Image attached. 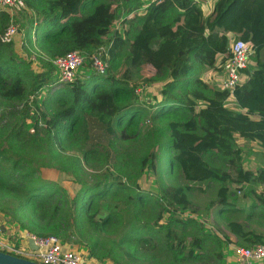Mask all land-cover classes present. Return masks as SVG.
<instances>
[{
    "label": "trees",
    "instance_id": "1",
    "mask_svg": "<svg viewBox=\"0 0 264 264\" xmlns=\"http://www.w3.org/2000/svg\"><path fill=\"white\" fill-rule=\"evenodd\" d=\"M25 2L32 25L23 39L46 60L35 70L2 41L11 16L0 10V198L9 222L64 242L75 237L87 254L114 264L223 263L224 247L234 241L221 229L223 236L205 230L191 193L221 182L225 195L217 206L235 211L224 177L264 185V0H216L209 14L203 0H155L141 13L144 0ZM119 19L122 27L106 47L107 73L57 83L52 60L75 50L90 59ZM230 34L252 43L256 62L233 93L204 75L231 58ZM155 40L177 44L170 62L159 57ZM142 66L155 71L144 85L164 81L144 98L131 69ZM230 97L240 111H224ZM146 118L161 128L144 132ZM157 130L166 139L168 175L177 170L184 177L159 194L141 186L146 170L164 171L158 140L142 148ZM239 140L260 147L261 168H243ZM49 154L51 164L38 160ZM86 167L99 168L90 184L81 175ZM251 196L252 206L264 209V192ZM244 226L231 223L239 236ZM256 243H264V234L247 241Z\"/></svg>",
    "mask_w": 264,
    "mask_h": 264
},
{
    "label": "rangeland",
    "instance_id": "2",
    "mask_svg": "<svg viewBox=\"0 0 264 264\" xmlns=\"http://www.w3.org/2000/svg\"><path fill=\"white\" fill-rule=\"evenodd\" d=\"M216 0H203L201 2V5L205 11L206 14H209L212 10ZM118 4L114 5V7L118 8ZM0 10H4L2 6H0ZM30 10L27 9L25 11L19 12L15 15V23L17 25V28L19 30L18 34L15 36L13 41L11 42L13 49L15 52H17L18 55L25 58L27 61L31 60V67L35 70H41L44 65V61L46 60V57L41 56L39 53L37 54L35 51L29 50L28 46L26 45V42L24 41V33H26L31 25H32V19ZM125 17V15L123 16ZM122 27L121 19L117 20L112 28L111 32L107 37L103 38V41L105 43L104 47L106 48L111 42L110 38L112 37L113 33L118 29ZM108 43V44H107ZM154 44L159 45V52L158 55L161 59H163L166 62H170L173 57L175 50L177 48L176 43H165L160 40L153 41ZM125 61V58H123ZM53 64V63H52ZM55 67V66H54ZM121 66L117 68L116 71L120 70ZM83 69L86 72H89L90 67L84 66ZM133 71V80L137 83H139L138 89L139 91L143 90L142 98L150 95L151 92H153L155 89L162 87L163 80H157V81H151L148 82L146 85H144L147 81L145 79L151 78L155 75V71L150 68L149 66H142L139 68H132ZM56 70V67H55ZM223 73V70H218L214 72L211 69L205 71L204 75H206V78L209 76L218 77L220 74ZM46 96V92L42 91L40 92L38 96L39 103L40 101ZM224 111H240V107L238 106L237 102L233 98H229L226 102V105L224 107ZM161 123L151 120L150 118H146L145 122L143 124V131L148 132L149 130H153L155 128L160 129ZM230 126V125H228ZM29 128L31 131L34 130L33 123L29 122ZM154 134V136L150 139H144V142H146L145 145L142 146L145 151H148L151 147L154 146L152 143V140H158V145H156V149H158L159 157L161 160V170H164L160 172V174H156L151 170H146L141 178V186L145 190L156 192V194H159L160 188L162 185L167 184H182L184 183V177L183 173L181 171H174L173 174L168 175L167 169L169 164V158L167 157V153L165 152L164 146L161 144V142L165 141V136L163 134V131L157 130ZM241 144H243L245 147L244 149V163L243 168L246 170H257L258 168H261L263 166V161L261 158V149L260 147L255 144H247V141L239 140ZM161 144V146H160ZM69 155H75L76 151L73 150H66ZM65 152V151H64ZM47 153V152H46ZM45 153V154H46ZM41 162H45L47 164H51L53 159L49 156H45L41 159H38ZM39 161L34 162L35 166H39ZM99 168L93 167L89 168L86 167V171L82 172V178H85L86 183L90 184L94 182L95 177H93L94 172H96ZM223 182L227 183L230 186L231 195L229 200V203L232 207L236 208L237 210L232 211L230 209H226L224 211L220 212L219 206H217L218 199L221 198V196L225 195V191L222 190V183H214L210 187H206V190L204 192L199 191H193L191 193V199L194 202L195 205H197L201 212L199 214H196L195 217L200 220L206 231L212 232V233H218L219 235L223 236L222 233L219 232V229H221L228 237L233 239L234 244H240L241 246H252L250 244H247V241L249 238H254L256 234L262 233L264 234V214H263V206L258 203L254 207L252 206V203L255 201L257 202L251 195H253V190L257 191H263L264 192V185H257L254 186L249 183H236L233 182L229 177H224ZM4 202L2 198H0V223L5 221V218L7 217V213L4 209ZM105 208V206L103 207ZM185 215H190L189 212H187ZM232 222H241L244 226V234L243 236H239L231 227ZM14 227L18 229L19 224L16 222L10 221ZM13 227V228H14ZM22 229V228H21ZM19 229V230H21ZM24 230V229H23ZM5 239V236L2 237ZM7 239V238H6ZM62 239V238H61ZM73 240L71 241H63L66 243L70 248H73L75 250H79L81 252H87L86 243L85 242H77L75 237H72ZM8 240V239H7ZM75 240V241H74ZM229 246L227 245L224 247L225 252V258L223 260V263L221 264H234L231 262V259L233 257H229L232 255L230 252ZM104 264H114L112 260L110 259H103L102 261Z\"/></svg>",
    "mask_w": 264,
    "mask_h": 264
},
{
    "label": "built area",
    "instance_id": "3",
    "mask_svg": "<svg viewBox=\"0 0 264 264\" xmlns=\"http://www.w3.org/2000/svg\"><path fill=\"white\" fill-rule=\"evenodd\" d=\"M151 1L155 0H144L143 6L136 13L145 11ZM0 6L11 16V23L1 35L3 42L10 43L19 32L15 15L27 10L28 6L25 0H0ZM229 38V50L232 56L225 64L219 65L218 70H223V73L216 78L209 76L206 80L222 90L233 93L248 78L247 70L255 67L256 62L255 49L250 41L238 38L234 34H230ZM52 63L56 67V82L59 84L70 83L77 78L86 79L92 73L106 74L110 64L109 53L105 47L90 59L84 52L75 50L53 59ZM84 66L90 67V71L86 72ZM212 70L218 71L215 68ZM27 236L34 242L35 247L24 248L14 240L3 239L0 232V251L41 264H104L99 258L90 256L87 252L70 248L59 236H39L29 232ZM228 245H231L229 249L235 264H264V243H256L252 246H239L234 243Z\"/></svg>",
    "mask_w": 264,
    "mask_h": 264
},
{
    "label": "crops",
    "instance_id": "4",
    "mask_svg": "<svg viewBox=\"0 0 264 264\" xmlns=\"http://www.w3.org/2000/svg\"><path fill=\"white\" fill-rule=\"evenodd\" d=\"M4 218L5 221L0 223L1 236H5V239L7 238L8 240H14L18 245L24 248L32 247L30 244V239L27 236L28 232L21 229V227H18L17 229L9 222V218H6L5 216ZM3 225L5 226L4 229L2 228ZM229 257H232V255H230ZM231 262L235 264L234 259H231Z\"/></svg>",
    "mask_w": 264,
    "mask_h": 264
},
{
    "label": "water",
    "instance_id": "5",
    "mask_svg": "<svg viewBox=\"0 0 264 264\" xmlns=\"http://www.w3.org/2000/svg\"><path fill=\"white\" fill-rule=\"evenodd\" d=\"M3 229L5 226L3 225ZM30 244L32 247L34 246V242L30 240ZM0 264H41L27 258L19 257L7 252L0 251Z\"/></svg>",
    "mask_w": 264,
    "mask_h": 264
}]
</instances>
